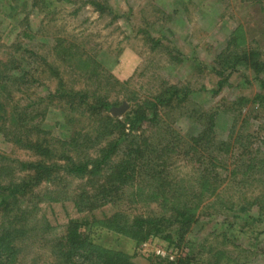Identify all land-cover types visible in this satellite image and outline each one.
<instances>
[{
    "label": "rangeland",
    "instance_id": "1",
    "mask_svg": "<svg viewBox=\"0 0 264 264\" xmlns=\"http://www.w3.org/2000/svg\"><path fill=\"white\" fill-rule=\"evenodd\" d=\"M86 1L0 0V60L11 61L0 62V75L8 65L3 79L9 86L0 112L1 184L28 181L17 160H35L36 150L53 166L47 182L31 187L23 210L12 217L22 224L17 264H44L54 248H73L65 242L70 219L83 220L90 250L121 253L128 260L124 264H264V223L248 216L262 217L256 207L243 206L254 196L264 203V104L257 101L258 93L264 94V0H98L99 6ZM251 49L258 52L261 71L240 61L218 89L219 52L234 58ZM22 52L27 58L29 52L38 54L35 65L11 59ZM21 72H27V81L19 91L13 84ZM172 86L186 97L160 110L159 128L147 121L134 130L132 172L121 176L126 164L106 177L66 172L65 163L98 154L113 129L106 116L123 119L136 102H152ZM239 98L248 100L240 102L236 117L224 110L215 118L217 108H231ZM30 101L34 109L23 106ZM123 103L126 108L115 114ZM106 104L113 105L111 112ZM201 114L212 115L221 141L215 137L197 160L188 151L213 141L199 138ZM12 119L20 123L26 147L6 137L4 126L12 129ZM150 177L171 183L165 199L178 196L180 186L185 194L195 192L187 203L196 220L166 222L140 240L145 233L130 229L134 219L163 212L144 196L156 187ZM197 180L208 193L200 195ZM102 183L106 197L99 195ZM1 191L0 200L7 198ZM9 204L15 207L18 198ZM6 207L0 205V232L10 230ZM100 262L107 264L105 256Z\"/></svg>",
    "mask_w": 264,
    "mask_h": 264
},
{
    "label": "trees",
    "instance_id": "2",
    "mask_svg": "<svg viewBox=\"0 0 264 264\" xmlns=\"http://www.w3.org/2000/svg\"><path fill=\"white\" fill-rule=\"evenodd\" d=\"M86 2L91 3L92 6H99L101 4L100 1L98 0H87ZM101 7V6H100ZM102 11V10H101ZM155 39V38H154ZM227 53L230 52V50L226 49ZM30 53V58H27L24 52L20 54H14V57H11L12 60H16L17 62L19 61V65L22 64V62H25L26 65L33 66L36 63V60L38 59V54L35 52H29ZM225 53L224 51L219 52L218 55V60L217 63L221 66L220 69H215V75L219 77V80H217V88L220 89L222 85H224L225 81L227 78L234 73L235 67L239 65L240 61L245 63V66H251L253 68V71H261L263 68L261 61L259 60V55L258 52L254 49H251L247 52L244 53H234L232 55L234 58H231L228 56V54ZM231 55V56H232ZM231 59V63L229 61ZM11 62L10 60H5L1 59L0 62L3 64V62ZM33 64V65H32ZM4 70L7 72L8 65L4 64ZM28 66V67H29ZM11 68V67H10ZM9 68V70H11ZM229 70L228 73H226V70ZM5 72H3V75H0V92L3 93L4 97L0 95V112L3 111V108L6 106L4 102L8 100L7 94L5 93L6 90H9V86L6 85L5 80ZM27 72H21L19 73V79L14 82L13 86L14 89H17L19 91H22V86L26 83L27 78H26ZM263 85V84H262ZM264 86V85H263ZM264 88V87H263ZM170 93H165L163 96L157 95L153 98L152 102L148 101L145 104H135L133 108H131L128 113L125 115L123 119H117V118H112L110 116H106V125L107 128L112 129L111 134L107 135L108 140H102L104 141V145L100 148L98 154L96 156H89L88 158L84 157L82 160H74L70 161V163H65V170L67 173L72 174L76 177H82V176H91V177H96V176H101L104 174V177L109 175L110 172L113 174L114 170H118L116 168L118 165H121L119 168L123 169L122 165L126 164L125 171L123 170V175H127L128 172H132L134 170V160H135V152H136V141L132 140L134 139L133 132L134 130L137 129V127L140 125L142 126L144 123L147 121L159 128L162 125L163 120L159 116L160 110L164 108H168L169 104L174 102L176 103V99L178 97L179 102L182 103L185 99V93H181L180 89H178L175 86H172L170 88ZM217 91V89H216ZM259 97L257 96V101L258 103H261V107L264 104V94H260ZM175 100H174V99ZM174 100V101H173ZM248 99L245 98H239L235 100V102L232 103L231 108H224L223 110H219L218 108L216 109L215 113V118L218 114L223 112L224 110L227 112H231V116L236 117L237 114L240 113L241 106L240 102L247 101ZM171 101V102H170ZM16 104H22L21 100H15ZM31 102V101H30ZM251 102H256L251 101ZM24 107H32L33 109L35 108L34 102H31L29 104H24ZM112 104H106L104 106L108 112H111ZM182 106V105H181ZM152 110V113H150L149 110ZM115 114H121L117 113L118 111L115 110ZM12 113H8L10 116ZM14 114V113H13ZM213 114V113H212ZM212 115L206 116V114H201L200 118H202L205 122L202 120H199L202 127V131L199 132V138L204 139V138H212L213 141L210 143H205L203 144L202 148H199L195 150L193 147L188 151V152H194V154L190 155L191 157H197V160H199L204 153L201 151H207L206 145H211L212 143L215 142V137L216 139L218 138V133L215 131V128L211 127L212 125ZM11 117V116H10ZM25 117V116H24ZM23 117V118H24ZM12 118V117H11ZM199 118V119H200ZM0 119L3 121L4 119V114L0 113ZM72 117H69V120H71ZM21 121V119H19ZM24 121V119H23ZM111 121V122H110ZM202 122V123H201ZM11 123L13 125L11 126L12 129L10 128V125L7 124L5 127L6 131V137L16 146H25L26 144L24 143L22 139V132H21V125L20 123L14 122L12 119ZM98 134L102 137L104 135V131L102 129L98 130ZM164 138V137H163ZM166 142H169L168 139V134H165ZM219 141L221 139L218 138ZM144 142V141H143ZM156 143H158V140H156ZM171 146H165L162 149L168 150V148ZM209 147V146H208ZM139 148V147H138ZM222 149L221 145L219 144L217 149L219 150ZM52 149V148H51ZM216 149V150H217ZM54 151L53 149L51 152ZM167 152V151H165ZM187 152V153H188ZM220 152V151H219ZM168 153H173V151H168ZM185 154L189 156V154ZM36 159L35 160H30V161H22V160H17V163L20 166V171H25L27 174L28 181L26 182H17V183H8V184H1L2 180H0V194L1 190L7 191L9 193L8 197L5 198L3 197L0 200V205H7L6 211L7 215L10 218V230H6L3 232H0V264H17V259L18 258L19 252L22 250V246L20 248L19 245V234H17L18 230L22 227L21 222L18 220H13L12 217L16 216V213L18 211H21V202L22 198L24 200V196L26 197L28 195V192L30 191V188L33 187L34 185L38 184L41 181H45L44 179L46 178L47 174L49 171L53 169V166H48L45 164V161L43 160V156L40 151L36 150ZM163 155L162 152L156 153L155 158L156 160L159 159L160 155ZM115 155L114 161H111L112 157ZM118 155L119 158L117 157ZM189 156V157H190ZM117 157V158H116ZM171 157V156H169ZM221 157V156H219ZM0 158H2V154H0ZM60 158V157H59ZM221 161V158H219ZM118 162V163H117ZM117 163V164H116ZM55 164V163H54ZM57 165V164H56ZM64 165V164H62ZM218 165V164H217ZM221 164H219L220 166ZM109 171V173L107 172ZM120 176V174H118ZM197 176L202 178V180L205 176L202 174H197ZM170 177V176H169ZM150 179L155 182L156 187L152 189L151 191L149 189L144 191V196L148 201H152L159 207L162 206V214H159V218L157 217H139L138 219H134V226H130L131 228H137L138 233L141 231H144V235L140 240H143L150 232L149 231H159V229L162 228L163 224L165 225L166 222L170 224H178L182 223L185 221H192L194 219L195 222V215L191 208L189 206V197L192 194H195V192H190L191 194H185L182 192V188L180 186L179 194L178 196H174L171 199H165L169 198L166 193H168V190L165 191V188L171 184L168 180L162 181L161 178L158 180H153L151 177ZM22 180V179H20ZM199 181V187H201L200 190V195L204 193H208L209 190H206L204 187V183L202 184ZM47 182V181H45ZM116 184V181L114 182ZM118 183H124L123 180H119ZM198 183V182H197ZM103 185L99 189V195L106 197L108 192L102 193V190L104 186L106 185L105 183H102ZM193 185V184H192ZM113 189H119L120 187L112 186ZM153 188V187H151ZM164 189V191H163ZM104 190H107L104 188ZM170 191H173L172 188L169 189ZM199 194V193H198ZM159 195H161L162 200H157ZM183 196V198L181 197ZM186 197V198H185ZM12 201L17 200L18 198V205L11 206L9 204V199ZM246 204H243L244 207L247 209L249 208H255L257 209L258 216L262 217L261 219H255L254 217L248 216V218L251 219V221H254L257 224H262L264 223V203L261 201L258 196L254 197H249L247 201H245ZM21 209V210H20ZM165 213V214H163ZM167 214V215H166ZM249 215V214H246ZM83 220H79V223L77 220L70 219L68 222V225L66 227V240L65 242L68 244V247H73L74 245L76 246L75 250L73 248H68L66 245H60L53 250V255L52 259L48 262H45L44 264H103L100 262L101 258L105 256L107 264H124L127 263L128 260L126 259V256L121 254V253H109L103 251L101 254L98 252H94L90 250V247L92 246L90 243H88L86 233L85 231H82L83 229ZM246 221V220H245ZM12 222V224H11ZM249 222V221H248ZM252 229V228H251ZM146 230V232H145ZM119 233L126 234L122 230H117ZM19 232L22 234V232L19 230ZM169 237V236H167ZM100 249V248H98Z\"/></svg>",
    "mask_w": 264,
    "mask_h": 264
},
{
    "label": "water",
    "instance_id": "3",
    "mask_svg": "<svg viewBox=\"0 0 264 264\" xmlns=\"http://www.w3.org/2000/svg\"><path fill=\"white\" fill-rule=\"evenodd\" d=\"M125 108H126V104L123 103V104H122V107L118 108L116 111H118L117 113H120V112H122ZM115 109H116V108H115Z\"/></svg>",
    "mask_w": 264,
    "mask_h": 264
}]
</instances>
